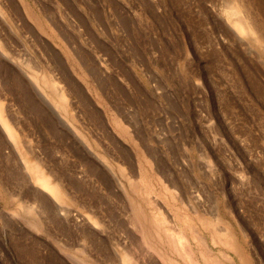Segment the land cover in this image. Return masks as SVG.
Wrapping results in <instances>:
<instances>
[{
  "label": "rangeland",
  "instance_id": "rangeland-1",
  "mask_svg": "<svg viewBox=\"0 0 264 264\" xmlns=\"http://www.w3.org/2000/svg\"><path fill=\"white\" fill-rule=\"evenodd\" d=\"M231 2L0 0V102L20 138L0 125V264H188L173 222L198 253L194 230L264 264V47ZM237 2L264 38V0ZM19 55L60 79L82 132Z\"/></svg>",
  "mask_w": 264,
  "mask_h": 264
},
{
  "label": "bare ground",
  "instance_id": "bare-ground-1",
  "mask_svg": "<svg viewBox=\"0 0 264 264\" xmlns=\"http://www.w3.org/2000/svg\"><path fill=\"white\" fill-rule=\"evenodd\" d=\"M232 3V2H231ZM2 7H0V11H2L0 14L3 13V10L1 9ZM229 10H227L228 14H227V20H231V24L234 22V24L241 30V32L243 33H249L252 35L256 36V41L258 43H260V45H262L264 47V42H262V40L264 39L262 36V33L259 32V30L256 29V24L254 25L253 21L250 19L251 16L246 15L244 13L242 7H241V3L239 4V2H237V0H234V2L232 4H230V7H228ZM7 10V9H6ZM246 12V11H245ZM4 14H7L4 12ZM3 14V15H4ZM10 17V16H9ZM226 17V16H225ZM253 19V18H252ZM260 29V28H259ZM255 38V37H254ZM251 39V38H250ZM255 41V40H254ZM1 42V41H0ZM4 43V42H3ZM1 45V43H0ZM2 46V45H1ZM4 47V46H3ZM2 48V47H1ZM0 48V52L5 54V51H3L4 49ZM13 52V51H12ZM9 53V52H7ZM15 53V52H14ZM13 53V54H14ZM11 55V54H10ZM10 55H7L8 57ZM18 55V54H16ZM22 55V54H21ZM12 56V55H11ZM28 56V55H27ZM5 56H2V58L4 59ZM15 57V56H14ZM22 57V56H21ZM26 57V56H25ZM22 57L20 58V55L17 56L16 59H14L13 57L10 58L11 62L12 60H15L19 63V66L22 71H24V73L27 75V77L29 78V80L31 81V85L32 87L29 86L35 90V92L37 93V95L41 98V100L43 99L46 103L44 104H48L53 110L54 113L59 110L60 111V120L67 125V127H72L74 129L75 132H77V130L79 128H77L75 125H73L74 122H72V118L74 117V114H70L69 112V108L70 106H72L71 104H73L72 102H70L69 100V96H68V91H66V87L64 88V86L62 85V83L60 82V79H58L54 74H52L51 72L47 71V70H41L42 68L34 65L30 60V58L28 59L27 57ZM6 59V57H5ZM9 59V58H8ZM7 60V61H10ZM14 62V61H13ZM8 64V63H7ZM36 64V63H35ZM15 66H17L16 64H14ZM37 65H39L37 63ZM11 67V65H10ZM18 67V66H17ZM15 68V67H14ZM17 70V68H15ZM19 69V68H18ZM45 69V68H44ZM49 69V68H48ZM15 70V71H16ZM19 71V70H18ZM17 72V71H16ZM13 73V72H12ZM23 73V74H24ZM15 74V73H14ZM24 74V75H25ZM19 77V75H18ZM25 78V77H24ZM27 79V78H26ZM22 81V80H21ZM24 81V80H23ZM27 82V81H26ZM29 82V81H28ZM26 85V84H25ZM24 88V87H22ZM29 88V87H28ZM34 90H31L32 92ZM29 92V91H28ZM27 92V93H28ZM27 95V94H26ZM37 95H35L37 97ZM1 96V95H0ZM32 97V96H31ZM35 97V98H36ZM2 99V98H1ZM3 100V99H2ZM1 101V100H0ZM35 101V100H34ZM39 101V100H38ZM42 103V104H43ZM5 104V103H4ZM47 105V106H48ZM5 106V105H4ZM37 106V105H36ZM48 106V108H50ZM52 110V112H53ZM72 110L74 111L75 109L72 108ZM51 111V109L49 110ZM58 111V112H59ZM3 111V105L0 102V125H1V129H3L6 134L8 135V137L10 138V140H12L14 143H16L18 141L19 138V131L16 130V127H14V125L12 124V122H10V120L4 115ZM75 113V112H74ZM48 114V113H47ZM58 114V113H57ZM58 117V116H57ZM13 121V120H12ZM65 125V126H66ZM76 128H75V127ZM79 126V125H78ZM63 128V127H62ZM71 128V129H72ZM1 131V130H0ZM78 131H81L80 129ZM82 132V131H81ZM80 132V134L82 135V133ZM74 133V132H73ZM76 134H79L78 132ZM75 135V134H74ZM84 135V134H83ZM81 138V136H80ZM85 138V135H84ZM84 140V139H83ZM78 141V140H77ZM89 146V145H88ZM91 146V145H90ZM14 148V147H13ZM21 153V157L23 161V165L25 166V168L29 171L30 175L33 177L32 179H34L39 185L40 187L47 191L51 196H53L56 200H65V198H63V190L61 189V185H59V183H57L58 181H54L51 179L52 176H49V174H47L45 172V170L40 166V164H38L37 162L31 160L28 155L27 152H25L24 150H20ZM31 154V153H30ZM18 155V154H17ZM32 158V157H31ZM41 163V162H40ZM24 169V168H23ZM49 173V172H48ZM31 178V177H30ZM37 188V187H36ZM42 190V191H43ZM43 191V192H45ZM42 193V192H41ZM68 198V196H67ZM62 200V201H63ZM90 219V218H89ZM93 219V218H92ZM168 220V219H167ZM96 221V219H95ZM93 222V221H92ZM98 222V221H97ZM169 222V221H168ZM170 223V222H169ZM218 223V222H217ZM94 224V223H93ZM97 224V223H96ZM171 224V223H170ZM192 226V225H191ZM170 227H172V229H174V231H176V233H178L179 235V241L180 244L184 247V251L183 253L181 252V255L184 258H187L188 264H231L229 263L230 258H233L232 255L230 256L228 253H225V251L221 252L219 254H216L214 251V248H212L211 244L209 243V240L207 239L206 236L202 235L201 233H198V231L194 230V235L193 237L196 239V243L197 246L196 248L200 249V253H198V251H196L195 247H194V243H192V241L190 240L189 237H187V235H185L184 233L178 231L176 224L173 222L172 225H170ZM193 227V226H192ZM190 227V229L192 228ZM195 229V228H194ZM197 229V228H196ZM193 230V228H192ZM229 230V229H228ZM226 232V231H224ZM192 233V232H191ZM229 234V233H228ZM215 233H213V239L215 238ZM220 236V235H219ZM218 236V237H219ZM223 236V235H222ZM226 236V235H225ZM229 236V235H228ZM234 238V237H233ZM232 238H228L225 237L222 240V244L224 246H226L229 250L233 251L236 255H238L240 257L241 260V264H246V261L244 259V257L240 254L241 252L238 251V247H236V245L234 244L235 241L233 242L232 240H230ZM234 240V239H233ZM214 244L217 243V241L214 239L213 240ZM178 249V246L176 247ZM197 249V250H198ZM179 250V249H178ZM181 251V250H180ZM177 264H181L180 262H176ZM165 264H173L172 262L168 261L165 259Z\"/></svg>",
  "mask_w": 264,
  "mask_h": 264
}]
</instances>
